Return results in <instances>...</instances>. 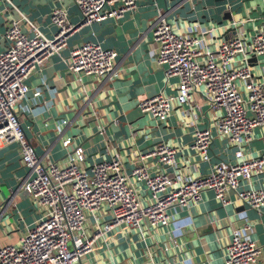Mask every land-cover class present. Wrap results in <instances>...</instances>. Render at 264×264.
Masks as SVG:
<instances>
[{"label":"built area","instance_id":"1","mask_svg":"<svg viewBox=\"0 0 264 264\" xmlns=\"http://www.w3.org/2000/svg\"><path fill=\"white\" fill-rule=\"evenodd\" d=\"M3 1L19 17L9 21L4 33L7 45L0 51V139L20 147L26 173L19 188L30 197L38 217L16 244L0 246V264H78L121 228H129L145 242L150 232L170 224L172 207L198 204L208 190L223 206L231 203L228 193L234 191L242 204L256 210L264 207V188H239L241 182L264 172V152L254 157L243 152L255 128H264V79H255L247 63L251 56L264 55V17L253 33L238 32L207 49L197 23L192 25L193 34H186L173 26L166 13L157 12L150 25L155 61L163 67L166 82L177 78L176 93L158 92L140 99L139 112L165 122L172 103L191 104L198 95L217 115L213 128L194 131L190 148L195 156L209 161L215 139L225 138L235 147L233 162L220 159L207 174L172 179L164 169L176 164L178 147L168 142L139 152L137 164L128 173L120 159L85 167L82 147L74 148L72 157L62 165L44 162L46 149L38 153L27 142L19 115L28 92L26 81L34 71L67 49L70 37L81 27L118 21L136 11L138 0H72L81 16L78 23L71 22L65 7H54L49 14L57 28L52 37L45 36L11 0ZM116 57L115 50L97 42H81L69 49L66 70L79 83L91 77L111 80L120 75ZM69 143L68 137L62 145ZM89 218L93 225L88 226ZM69 242L72 249L67 248ZM261 250L254 240L234 229L220 264H258Z\"/></svg>","mask_w":264,"mask_h":264},{"label":"crops","instance_id":"2","mask_svg":"<svg viewBox=\"0 0 264 264\" xmlns=\"http://www.w3.org/2000/svg\"><path fill=\"white\" fill-rule=\"evenodd\" d=\"M11 2L47 37L57 29L49 17L54 7H65L73 23L81 18L72 0ZM137 3L136 11L118 21L109 19L81 27L70 37L67 49L49 58L27 79V96L19 106L27 142L38 153L46 149L44 162L62 165L72 157L74 148L82 147L85 167L101 160L120 159L126 173L137 164L139 152L168 142L178 147L176 164L164 169L172 179L207 174L220 159L233 162L235 147L225 138L214 140L209 161L195 156L190 148L196 128H213L217 115L198 95L193 96L191 104L172 103L165 122L139 112L140 99L158 92L174 95L178 81L172 77L166 82L163 67L156 63L150 25L157 12L166 13L173 26L186 34H193L192 25L197 23L203 47L213 49L238 32L253 33L264 17V0ZM18 17L7 2L0 0V51L7 45L4 33L9 21ZM245 18L250 20L237 23ZM21 29L27 32L25 26ZM85 41L115 50V68L120 75L111 80L91 77L77 82L66 70L65 59L71 47ZM247 63L255 79H264V55L251 56ZM63 119L66 123L61 122ZM68 137L70 143L64 147L62 142ZM243 152L249 157L264 152V128H255ZM25 173L19 145L0 139V246L16 244L38 217L30 197L19 188ZM239 188H264V172L241 182ZM228 196L231 203L223 206L208 190L198 204L172 207L170 224L150 232L145 242L129 228L113 231L78 264H220L234 229L261 246L258 264H264V207L256 210L242 204L234 191ZM87 224L93 225L92 218Z\"/></svg>","mask_w":264,"mask_h":264},{"label":"rangeland","instance_id":"3","mask_svg":"<svg viewBox=\"0 0 264 264\" xmlns=\"http://www.w3.org/2000/svg\"><path fill=\"white\" fill-rule=\"evenodd\" d=\"M29 213H30V212H29ZM67 248H68V249H72V245H71L70 242L67 244Z\"/></svg>","mask_w":264,"mask_h":264}]
</instances>
